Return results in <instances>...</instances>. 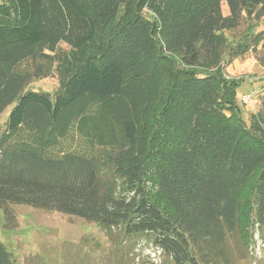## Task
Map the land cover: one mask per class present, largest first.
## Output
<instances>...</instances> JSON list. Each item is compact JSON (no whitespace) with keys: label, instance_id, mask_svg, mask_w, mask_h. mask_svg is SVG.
Masks as SVG:
<instances>
[{"label":"trees","instance_id":"16d2710c","mask_svg":"<svg viewBox=\"0 0 264 264\" xmlns=\"http://www.w3.org/2000/svg\"><path fill=\"white\" fill-rule=\"evenodd\" d=\"M243 16L264 17V0H0V114L15 104L0 209L146 237L173 264H229V236L247 248L264 226V90L247 122L242 79L220 67L258 51L262 33L224 35ZM61 43L72 52L52 60ZM50 59L61 89L28 90ZM96 103L109 113L94 129ZM0 264H16L1 240Z\"/></svg>","mask_w":264,"mask_h":264},{"label":"rangeland","instance_id":"374dc122","mask_svg":"<svg viewBox=\"0 0 264 264\" xmlns=\"http://www.w3.org/2000/svg\"><path fill=\"white\" fill-rule=\"evenodd\" d=\"M222 11L224 16L230 15L225 1ZM251 31L262 33L258 51L236 60L224 56L230 63L220 66L227 79H242L238 103L244 108L247 122L249 116L258 111L259 98L255 97L245 106L242 104L243 96L254 97L264 90V67L258 60V57L264 60V17L254 19L243 16L235 29L224 32L231 45ZM72 50L66 43H61L56 56L49 51L46 53L54 60ZM45 69L50 75L31 81L27 89L54 95L61 89L57 63L52 64L50 59V65L46 63ZM14 106L0 114V134L6 129ZM107 108V103L93 104L83 123L90 124L94 129L101 128L109 113ZM97 132L95 130L88 140L95 139ZM101 133L105 134V131ZM251 233L252 243L247 248L239 235L229 236L226 246L229 264H264V226H255ZM0 240L13 254L16 264H173L149 238L127 237L119 230L107 233L98 224L85 219L26 205H9L0 209Z\"/></svg>","mask_w":264,"mask_h":264},{"label":"built area","instance_id":"2783aa9c","mask_svg":"<svg viewBox=\"0 0 264 264\" xmlns=\"http://www.w3.org/2000/svg\"><path fill=\"white\" fill-rule=\"evenodd\" d=\"M254 98H255V96L254 97H252V96H243L242 101L245 104H249V103H251L253 101Z\"/></svg>","mask_w":264,"mask_h":264}]
</instances>
